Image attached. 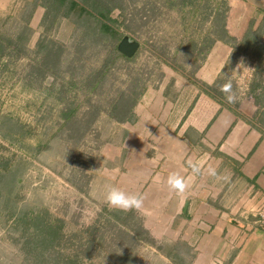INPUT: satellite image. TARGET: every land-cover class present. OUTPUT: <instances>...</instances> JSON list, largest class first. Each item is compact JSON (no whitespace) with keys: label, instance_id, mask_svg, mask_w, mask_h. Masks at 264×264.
I'll return each instance as SVG.
<instances>
[{"label":"crops","instance_id":"1","mask_svg":"<svg viewBox=\"0 0 264 264\" xmlns=\"http://www.w3.org/2000/svg\"><path fill=\"white\" fill-rule=\"evenodd\" d=\"M51 1L0 0L5 52L0 62L12 60L6 51L16 39L39 64L44 51L37 46L43 36L46 45L52 40L60 48L59 63L73 61V46L84 42L80 25L61 14L46 31ZM227 4V33L243 40L228 69L230 41L218 39L191 72L168 65L159 83L139 92L130 119L105 118L106 133L88 163L84 190L94 203L110 208L105 203L108 186L143 196V208L133 216L152 254L165 264H264V224L255 216L264 206V119L259 121L261 103L253 97L262 91L264 98V0ZM250 20V31L257 34L243 39ZM220 76L231 82L234 103L223 91L222 100L205 92L219 91ZM254 78L257 85L251 90ZM194 165L201 167L200 174H194ZM209 167L219 179L206 174ZM173 173L190 181L183 197L167 185Z\"/></svg>","mask_w":264,"mask_h":264},{"label":"rangeland","instance_id":"2","mask_svg":"<svg viewBox=\"0 0 264 264\" xmlns=\"http://www.w3.org/2000/svg\"><path fill=\"white\" fill-rule=\"evenodd\" d=\"M207 1L201 0L194 15L182 20L165 6L166 0H95L122 35L139 41V51L131 60L111 64L93 89L110 55L108 61L104 52L93 55L88 37L73 46V61L63 60L54 71L39 66L37 57L30 56L33 51L21 50L20 41H11L6 52L12 60L0 65V173L11 174L1 186L9 191L0 193V264H23L13 241L19 235L14 231L19 210L28 217L46 211L59 219L62 237L52 248L74 254L78 264H165L152 254L148 239H136L120 223L98 218L100 207L84 186L89 160L106 133V116L99 115L92 125L88 120L91 111L120 105L132 91L138 94L159 83L168 65L191 72L205 57L200 51H208L216 40L215 23L201 17L213 15L216 0ZM75 105L76 113L61 128V113ZM30 231H23L22 240Z\"/></svg>","mask_w":264,"mask_h":264},{"label":"trees","instance_id":"3","mask_svg":"<svg viewBox=\"0 0 264 264\" xmlns=\"http://www.w3.org/2000/svg\"><path fill=\"white\" fill-rule=\"evenodd\" d=\"M68 3H67V2ZM94 1V2H93ZM201 0H166L165 6L170 9H175L179 13V19L184 20L185 17L191 18L199 3ZM218 1V2H217ZM208 1L205 0V3ZM228 6L225 3V0H216V5L214 6V12L213 15H201L204 19H210L213 20L215 23V28L213 31L214 38L222 41H230V46L232 48L231 57L225 63L224 70L228 69L229 64L232 63L236 53L238 50H241V44L240 40L235 41L234 37L229 36L227 33V30L225 28L226 25V14H227ZM67 10H70L69 13H67ZM60 13V14H59ZM67 13V14H65ZM65 15L66 17L69 16L70 19H72V22L75 24L80 25L81 28V38H84L85 36L92 40L94 47L91 48L93 55H99L101 53H105L106 60L108 59V55H110V62L103 68V71L101 72L100 76L98 77L99 80H97L95 83L92 84L91 88H95L97 82H100L101 79H103L105 72L107 69H109L111 64H114L115 61L118 59L123 60H131L133 57L137 54L139 51H137L133 54L132 57H125L122 54H120L116 48V42L121 37V32L118 31V29L112 25L114 22L108 15L107 10L100 7L98 3L95 2V0H92L90 4L87 3V0H52L49 5L46 6V22L48 25H46V31L49 28V24L52 22V20H55L59 15ZM81 23V24H79ZM252 24V20L248 22V27L246 30H244L243 33V39L245 36L251 35L252 32L250 31V26ZM254 36H256V31L253 32ZM252 34V35H253ZM203 36H206L205 34ZM8 42V41H7ZM50 45H46L45 43V36L42 37L41 41L39 42L37 49L43 50L44 54L42 56L41 61L39 62V65L45 69H50L51 71H54L55 68L59 65V56H60V48L56 44V42L49 40L48 41ZM241 43H243V40H241ZM198 44V43H197ZM45 46V47H43ZM1 48V47H0ZM199 45L197 47V50L199 51ZM196 51V53L198 52ZM4 51H2V48L0 49V55ZM203 55L206 54L207 50L200 51ZM251 54L258 55L260 53L259 50H251ZM107 60V61H108ZM4 62H0V65ZM259 64V63H258ZM3 65H6L3 64ZM2 66V65H1ZM221 73H224L223 70ZM222 77V76H220ZM218 79V92L210 93L207 90L205 91L207 94H209L211 97L217 100L224 99V96L222 95V87L226 83L230 82L226 76ZM251 90L255 88L256 84V78H254L251 82ZM139 94V93H138ZM138 94L135 93V91H132L130 93V96L128 98H124L122 100V103L111 104L110 107H102L97 108L95 111H91V117L90 120H88V123L91 124L92 122L96 121L99 117V115L103 114V116H106L109 119H116V120H128L132 116V108L133 105L138 97ZM263 92L260 91L258 93H254V101L257 103H261V109L259 114V121H263L264 119V98L262 97ZM118 103V101H117ZM77 106L64 111L61 113V116H63V121L60 124V127L64 128L65 125L72 119V116L74 113H76ZM4 122V119H1ZM92 125V124H91ZM69 129V128H67ZM70 132V131H69ZM82 135L84 133V130L79 131ZM80 137V136H79ZM77 137V139L79 138ZM79 140L82 142V138L80 137ZM71 143L75 145L74 139H71ZM71 144V146H72ZM11 176V174L7 172H1L0 173V193H3V191L8 192V189H1L3 184V179L5 176ZM3 190V191H2ZM100 212L98 213V218H101L102 220H113L118 223H120L122 226L126 227L130 231L133 232L136 239H143L147 240V237L143 235V228L140 226V222L134 219L133 211L129 212H122L115 209H110L105 206H99ZM19 213H15V224H14V231H18L19 235H17L13 241H16L17 244H19V257L22 260L23 264H78V258L75 257L74 254H68L65 253V255L60 252L58 253V250L53 249L54 242L60 241L62 234L59 232V228L61 226V221L57 218H50L49 215H47L46 211H43L41 215L39 216H33L28 217L26 215V211L19 210ZM23 212V213H21ZM55 222V223H54ZM27 228H32L34 231H30V233L26 234L25 238L22 237L24 234L23 231H25ZM134 238V239H135ZM160 252H163L165 254L164 247L157 246ZM168 253H166L167 255ZM172 258V257H168ZM173 260V258H172Z\"/></svg>","mask_w":264,"mask_h":264},{"label":"clouds","instance_id":"4","mask_svg":"<svg viewBox=\"0 0 264 264\" xmlns=\"http://www.w3.org/2000/svg\"><path fill=\"white\" fill-rule=\"evenodd\" d=\"M223 92L227 93L226 99L229 103H234L236 100L235 94L232 92L231 82L223 85ZM206 174L219 179L220 176L215 168L209 167L206 170ZM194 174L201 173V167L199 165L193 166ZM167 185L169 189L175 192L178 196H185L190 188V181L180 176L177 173L169 175L167 179ZM105 203L112 209L122 212L140 211L144 205V198L140 195L127 194L124 191L116 188L115 186H108L105 194Z\"/></svg>","mask_w":264,"mask_h":264},{"label":"water","instance_id":"5","mask_svg":"<svg viewBox=\"0 0 264 264\" xmlns=\"http://www.w3.org/2000/svg\"><path fill=\"white\" fill-rule=\"evenodd\" d=\"M115 48L120 54L129 58L139 48V41L131 37L128 33H124L116 42Z\"/></svg>","mask_w":264,"mask_h":264},{"label":"built area","instance_id":"6","mask_svg":"<svg viewBox=\"0 0 264 264\" xmlns=\"http://www.w3.org/2000/svg\"><path fill=\"white\" fill-rule=\"evenodd\" d=\"M256 221L260 224H264V206L255 212Z\"/></svg>","mask_w":264,"mask_h":264}]
</instances>
